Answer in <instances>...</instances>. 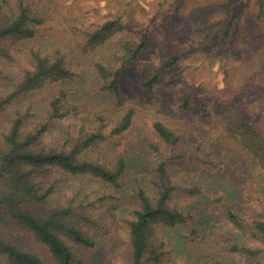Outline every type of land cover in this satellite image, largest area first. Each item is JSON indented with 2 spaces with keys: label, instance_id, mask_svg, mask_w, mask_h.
<instances>
[{
  "label": "rangeland",
  "instance_id": "374dc122",
  "mask_svg": "<svg viewBox=\"0 0 264 264\" xmlns=\"http://www.w3.org/2000/svg\"><path fill=\"white\" fill-rule=\"evenodd\" d=\"M46 11L48 20L36 37L27 41L6 40L8 58H0V96L13 91L28 67L29 50L62 48L69 52L78 75L74 79L48 85L18 99L0 113V138L8 130L16 111L30 108L33 120H41L51 97L68 88L70 98L85 110L106 109L121 114L135 109L134 121L124 133L105 143L109 156L123 155L127 162V180L132 183L138 172L155 164L150 143L158 140L154 120H161L180 137L178 150L185 155L173 162L170 179L179 186L202 187L197 195H181L180 202L194 209L198 235L187 236L179 227H159L174 248L171 264H229L242 256L226 249L215 228L234 232L223 219L226 205H235L247 216L264 212V173L223 127L221 102L231 105L240 116L251 121L264 134V16L257 17L260 3L243 0H34ZM114 19L121 25L106 44L83 53L76 43L93 25ZM145 46L143 62H129L121 77L125 105L118 108L112 97L101 89L102 79L95 61L112 65L122 53L124 42ZM162 67L158 83L149 91L142 89L139 78L144 62ZM169 62V66L164 67ZM188 100V106L183 105ZM76 136V120L69 117L56 122L42 143L61 146ZM200 145L211 149L217 163L209 167L195 161L193 153ZM107 189L105 182L90 176H68L63 188L53 194L48 206L65 197L92 199ZM76 194V195H75ZM106 233H100L97 245L79 249L84 264H104L110 254L115 264L131 262V248L119 242L111 223L104 219ZM203 223L208 228H204ZM236 233V232H234ZM237 234V233H236ZM10 236L39 250L49 258L46 247L32 242L29 235ZM200 235V236H199ZM246 244L260 242L237 234ZM264 262V250L261 254Z\"/></svg>",
  "mask_w": 264,
  "mask_h": 264
},
{
  "label": "trees",
  "instance_id": "16d2710c",
  "mask_svg": "<svg viewBox=\"0 0 264 264\" xmlns=\"http://www.w3.org/2000/svg\"><path fill=\"white\" fill-rule=\"evenodd\" d=\"M237 1L240 0H232L220 8L230 13V5ZM243 1L245 9L250 0ZM263 16L264 6L260 3L257 17ZM47 20L48 15L38 1L0 0V58L10 56L6 40L32 39L40 34ZM119 30L121 25L114 19L95 24L84 32L76 49L88 54L106 44ZM144 46V40L133 44L127 41L123 43L122 53L115 56L114 64L95 61L102 79L101 89L112 97L118 108L125 105L121 84L124 69L131 61L143 62L140 54ZM28 54V67L22 79L13 91L0 96V113L31 92L78 75L69 52L62 48L32 47ZM144 65L139 85L149 91L159 82L163 68L153 61ZM183 105L187 107L188 100ZM219 108L227 137L256 160L264 173V134L231 105L221 102ZM30 111V108L16 111L0 138V264H84L78 250L97 245L100 233L107 232L104 219L115 228L119 242L130 246L129 264H171L175 251L159 227H179L187 236L198 235L199 222L194 209L183 206L180 193L194 196L201 193L202 187H181L170 179L173 162L185 155L178 150L181 137L163 121L153 122L158 140L149 147L155 164L138 172L135 182L130 183L125 157L109 156L105 143L130 128L135 116L133 107L124 108L121 114L106 109L85 110L71 100L70 90L63 87L51 97L41 120H33ZM69 117L76 120L73 142L69 144L68 138L61 146L43 144L50 127ZM193 157L202 165H217L211 149L205 146L195 149ZM86 175L105 182L107 189L92 199L64 196L48 206L51 196L63 188L66 177ZM223 219L234 232L261 245L246 244L236 233L215 228L227 251L242 256L240 261L229 264H264L261 259L264 212L247 216L235 205H226ZM202 226L208 228L204 223ZM10 232L29 235L32 242L46 247L49 258L10 236ZM104 264H115L111 254Z\"/></svg>",
  "mask_w": 264,
  "mask_h": 264
}]
</instances>
